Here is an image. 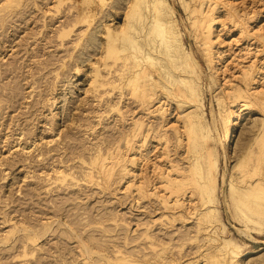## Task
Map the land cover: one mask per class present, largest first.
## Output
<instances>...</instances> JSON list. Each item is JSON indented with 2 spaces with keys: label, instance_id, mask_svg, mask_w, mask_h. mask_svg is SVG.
I'll return each mask as SVG.
<instances>
[{
  "label": "rangeland",
  "instance_id": "374dc122",
  "mask_svg": "<svg viewBox=\"0 0 264 264\" xmlns=\"http://www.w3.org/2000/svg\"><path fill=\"white\" fill-rule=\"evenodd\" d=\"M132 1L92 0L87 4L85 0H0V264H61L72 257L83 261L88 256L80 255L84 246L93 258L110 257L112 264H186L198 258V262L209 259L217 263L216 248L224 244L225 238L233 240L240 252H255L235 259L234 264H264V228L249 227L255 240L240 236L226 225L219 204L218 236L211 242L202 239V244L195 227L191 228L194 224L176 222L172 227L162 217L166 214L161 209L146 214L147 206L142 204L148 202L141 204L139 201L146 200H139L131 192L126 197L118 186V175L108 188L101 179L89 180V159L92 148L101 146L100 139L119 137L122 127L129 132L134 120H142L146 125L154 119L137 107L132 87L123 80L99 83L121 63L119 58L128 54L119 45L108 50L104 44L106 31L115 38L132 35ZM168 1L180 14L178 28L183 43L189 47L190 29L182 1ZM76 4L80 5L81 14L85 11L78 23L73 21ZM90 7L92 10L86 11ZM70 23L74 24L69 26ZM197 57L206 75L207 68L200 55ZM203 89L206 122L220 138L212 146L220 161V171L227 166L231 171L259 133L262 118L255 114L242 121L226 164L217 102L212 101L205 86ZM121 92L129 93L123 103L116 100ZM108 98L113 99L111 103H107ZM114 134L117 136L113 137ZM90 146L93 147L89 151ZM146 147L150 152L154 144L149 141ZM105 148L102 158L116 159L120 150L109 152ZM169 153L168 159L175 158ZM77 156H86L87 163ZM55 167L62 171L59 178L53 174ZM233 224L235 228L245 227L239 222ZM181 227L192 232L188 236L191 239L183 243L179 241ZM176 229L179 231L175 232ZM24 230L37 233L41 239L34 237L36 241L28 243ZM165 232L170 236L163 235ZM160 235L164 237L162 243L156 241ZM23 246H27L30 255H23ZM124 248L131 250L130 256ZM135 252L145 253V257L136 256ZM157 252L165 258L173 255L175 260H156ZM182 254L185 258L179 261Z\"/></svg>",
  "mask_w": 264,
  "mask_h": 264
},
{
  "label": "bare ground",
  "instance_id": "6f19581e",
  "mask_svg": "<svg viewBox=\"0 0 264 264\" xmlns=\"http://www.w3.org/2000/svg\"><path fill=\"white\" fill-rule=\"evenodd\" d=\"M181 1L190 29L189 47L183 43L178 28L180 14L168 0H133L129 7H133L132 22L129 25L132 35L129 38H115L106 31V48L112 50L119 45L121 51H128V54L119 58L121 63L114 70H109L105 81L102 79L99 83L103 85L106 82L107 85L113 79L123 80L132 87L137 107L147 111L154 119L146 125L142 120H134L129 132L124 127L122 131L121 128L117 129L121 132L117 133L120 135L118 139H100L101 146L97 144L99 147H96V151V148H92L94 152L89 159L91 172L88 169V177L91 181L94 177L101 179V183H106L105 187L108 188L116 180L115 175H118V186L126 193V197L131 192L139 200H146H137L141 204L148 202L142 204V207L147 206L146 214H155L161 209L166 214L162 217L172 227L176 222L185 226L194 224L191 228L195 227L199 234L197 239L201 238V242H211L218 236L217 224L221 222L218 219L219 204L226 225L240 236L255 240L249 234V227L264 228V0ZM85 3L93 2L85 0ZM80 10V5L76 4L74 23H78L85 13L81 14ZM89 10L92 8L86 9ZM84 19L85 22L87 19ZM69 21L72 22V17ZM197 54L207 68L206 75ZM204 86L212 94V101L217 102L221 116L224 136L221 142L225 147L226 164L230 160L228 152L231 142L237 138L242 121L255 114L262 118L259 133L231 171L227 166L221 173L220 161L212 147L216 139L220 138L206 122ZM128 95L121 92L116 100L123 103ZM112 100L108 98L107 103ZM98 125L103 126L101 123ZM121 141L124 142L123 146L120 145ZM149 141L154 144L150 152L146 147ZM103 146L106 147L105 151L120 150L116 159H103ZM168 152L174 154L175 158L168 159ZM85 157H79L82 163H87ZM52 171L58 178L62 174L56 167ZM101 183L97 182V185ZM102 189L105 191L104 187ZM152 196L156 200L150 199ZM234 222L245 227L235 228ZM226 225L223 226L227 228ZM64 226L71 231L67 224ZM181 229L179 241L183 243L191 239L188 236L192 232L186 227ZM24 231L28 234L24 237L28 243L35 240L34 237L41 239L33 231ZM49 231L51 229L45 231V234H49ZM164 234L170 236L168 232ZM162 236L156 241L164 240ZM152 241H149L151 245ZM26 247L23 246V255H30ZM216 249L220 254L216 257L217 263L209 259L199 263L198 258L186 264H234L235 259L255 253L240 252V247L228 238ZM124 250L126 255L131 251L126 248ZM161 253H155L156 260L162 259ZM85 254L88 256L83 261L72 257L61 264H112L108 261L110 257L93 258L86 246L80 255ZM133 254L145 257V253ZM184 258L182 254L178 260L183 261ZM163 259L175 260L173 255Z\"/></svg>",
  "mask_w": 264,
  "mask_h": 264
}]
</instances>
